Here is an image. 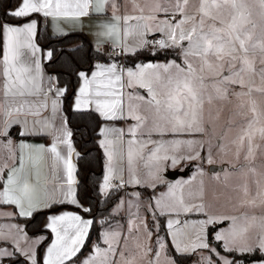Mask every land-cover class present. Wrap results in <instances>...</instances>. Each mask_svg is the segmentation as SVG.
I'll return each instance as SVG.
<instances>
[{
    "label": "snow or ice",
    "instance_id": "snow-or-ice-1",
    "mask_svg": "<svg viewBox=\"0 0 264 264\" xmlns=\"http://www.w3.org/2000/svg\"><path fill=\"white\" fill-rule=\"evenodd\" d=\"M164 3L171 4L172 0H163ZM107 0H100L95 7V11H105V4ZM135 7V0H133ZM189 0H176L175 9H169L162 7L158 2L154 8H151L149 15H144V8H139L141 15H117L119 8L117 4L112 2V19L114 23L103 25L105 31L100 35L108 37H116L117 41L120 37L119 24L121 20L125 25L129 20H143V25H135L134 29L143 28L147 32L153 31L152 26L148 21H158L156 24V31L161 32L166 39H160L153 41L154 45H159L160 48H181V55L184 60V64H176L175 61H169L167 64H146L137 65V71L133 72L128 70V86H132L133 79L137 81L140 87L147 89L148 97L137 95L135 98L139 101H143L146 105L145 112L147 115L140 114L137 109L142 105H136L132 107L129 115L132 119L136 120V125L130 127L129 132L133 139L128 141V166L130 174L133 172V160L136 150L134 145L137 144L135 139L137 129L147 128L149 136L153 131L160 135H164L166 132L183 133L192 131H204L202 124L204 122V105L207 102L208 105H212L216 99H227V88L219 87L218 85L224 82L231 84H239L242 88L246 87L245 92H236L234 95L240 100V111L237 115L244 118V124L241 127V134L238 137V147L236 149V155L239 157L240 150L244 147L245 141H247V152L244 156L245 160L254 156L255 149L260 147L255 143L256 135L259 134L261 140H264V107L257 105L252 93H264V0H198V6H193V10H188L187 5ZM258 8V10H257ZM93 10L92 0H20L18 6L10 11L6 12V15L20 19L28 17L32 13L42 12L44 16L52 17H64L71 19H79L80 17L87 16ZM163 12L166 16H170V19L166 18L158 20L155 13ZM177 15L180 19H177ZM173 21H175L173 23ZM259 21V23H258ZM190 27H185L186 25ZM35 22L24 23L22 26H10L8 23L0 25V30L4 36V55H3V76H4V91L3 95L5 101L0 104V109H3L4 115L9 119L4 120V129L0 130V136L7 134L6 129L12 123H22L24 130L21 135L29 134L27 128V121L21 122L18 118L11 119L13 110L17 114H22L25 111V101H17V96L23 97L27 92L28 95L34 94L29 85L31 84L36 91H39V87L35 85L34 78L28 76L30 68L23 65L20 62V44L19 38L21 36L28 37L26 45L32 47L33 52L39 51L31 44L30 37L34 34ZM257 29L259 31L257 32ZM128 28L124 29V37L130 35ZM143 37L144 32L139 33ZM183 41H187V46L183 45ZM148 41L141 39L139 46H144ZM51 54L49 53V56ZM259 56V64L261 67L256 68L257 57ZM189 57H195L197 63ZM239 65V67H238ZM37 71L39 70V62H36ZM97 71H93L91 79H89L85 73L81 72L79 75L84 81L79 90V95L76 100V109L81 107L80 97L89 92V86L97 84V89L94 95L99 96H116L117 93L114 90L100 91V88L115 89L116 84L122 79L120 74H117V65L111 64L104 66L101 64L96 65ZM149 69L155 71L149 72ZM175 69V75L171 71ZM227 71L228 74H224ZM259 77L261 86H256L255 78ZM97 77H106L104 81H97ZM219 77V80L214 79ZM209 81L214 89V94L207 91L209 87ZM62 90H57V95H61ZM122 95V94H121ZM11 96L13 99L9 101L7 98ZM246 97L247 100L242 98ZM56 101H53L55 108ZM122 101L120 99H113L109 101H96L97 111L100 115L106 119L117 118L118 112H122L120 107ZM13 105H15L13 109ZM245 105L247 110L245 111ZM29 110L32 105L27 104ZM219 112L217 113V116ZM151 124L149 125V120ZM38 123V121L34 122ZM35 129L32 130L33 134ZM41 131H47V125ZM59 131V130H58ZM107 129H101V135H104ZM111 131L119 132V129H112ZM65 137L71 135L70 132L64 133ZM59 138V137H57ZM152 143V141H148ZM64 143H68L65 138ZM112 143V142H107ZM115 143H119V138ZM159 143V142H157ZM173 145L188 144L189 146L196 141H170ZM236 143V141H234ZM102 147L105 146L106 141L101 140ZM12 141L8 140L7 147L11 149ZM144 147L147 145L144 144ZM33 146L21 143L19 148L21 150L25 148H31ZM37 150L41 153L47 151L53 154V173L52 178L56 179L55 165L56 162H63L67 170V182L71 186L75 183L73 178V166L69 160H65L60 153L57 152L56 143L54 142L50 148L45 149L43 145L36 146ZM163 143H159V146L153 150L151 155L157 160H171L173 166L179 162L180 159H196L199 157V152L195 155L188 156H170L165 153L158 155ZM71 145L69 144V155H71ZM105 155L109 157V161L112 158V152L105 149ZM15 159L14 153L10 157ZM211 162V159H210ZM7 165H4L6 168ZM33 167L36 168L37 183H39V165L34 163ZM248 171L255 172L254 168H249ZM3 173V168H0V174ZM112 169L109 167L106 170L104 176V183L100 186L101 192H105L112 185L110 181L113 179ZM31 173L25 172V160L23 151H21L19 157V168L13 167L7 174V180L4 182L3 189L0 190V203L12 204L19 210L20 216H31L32 212L39 207L33 195V189L30 185ZM23 179V185L20 186V180ZM117 179L122 177L117 176ZM159 180L160 177H155ZM130 183H138L135 176L132 175L129 181ZM259 186V181H256ZM123 183L117 187H123ZM152 187L155 185L152 184ZM171 191V188H170ZM240 204H255V198H250V189L247 183L239 187L237 195L241 196ZM69 196H72L71 187H69ZM137 195L138 194H134ZM264 195V190L258 191L257 196ZM70 202L75 203L74 199ZM123 203V202H122ZM179 207L183 208L185 212L192 210H202L203 204H193L191 206L185 205L183 197L177 199ZM264 203V200L261 201ZM157 209L161 211V215L165 212L161 208V201L156 200ZM45 206H48L45 202ZM131 202L129 208L131 209ZM138 207V206H137ZM169 211H175L173 206H168ZM150 210L155 212L156 210ZM87 211V209H85ZM9 216L11 213L8 214ZM138 215V214H133ZM47 227L56 234L51 245L47 249V255L44 258V264H76L73 257H76L80 252L82 246L85 243V239L88 236V228L92 224L91 220H81L80 216L69 215L65 213L60 216H50ZM221 219H230L232 225L226 232H218L215 236L217 241H224V250L227 252H250L254 250L253 244L249 243V238L246 234L249 228L257 220L260 221L261 234L255 241V247H258L264 252V216L261 217H248L242 215L240 217H216L209 215L207 220L199 221L202 226L200 232L203 233L204 227L215 222H219ZM72 221L73 223L67 227L63 226V222ZM134 221L129 219L128 231H133ZM178 224L179 220L168 221V228L171 230L173 225ZM143 224V231L147 234V238L150 240L152 232L149 230L148 225L141 221ZM8 227L14 228L17 234L22 232V229L18 225L12 224ZM62 229V230H61ZM137 233L141 231L140 225L135 226ZM180 231L179 229L177 232ZM173 237V244L176 246L177 251L189 250V245H185L184 249L180 248L177 241L176 232L170 231L169 233ZM103 243L107 246L101 248L99 246H93V254L90 255L81 264H134L135 256L128 248V237L121 236L120 232H104L101 234ZM9 237L6 236L3 231H0V240H6ZM26 239V237H24ZM123 240V246L121 241ZM13 243L16 246L17 251L27 256L29 259L34 260V252L25 251L19 247V241L14 240ZM33 243H39L34 241ZM158 248L154 251L150 245H141L137 243V248L142 253V259L147 260V264H160L161 253L164 250V244L158 239ZM191 250L196 248L209 249V244L205 238L198 234L196 240L190 242ZM128 252V255H126ZM11 253L6 249L0 248V257L10 256ZM119 257L120 259H116ZM208 264H215V262L208 260ZM219 264H232L231 261L226 258H220Z\"/></svg>",
    "mask_w": 264,
    "mask_h": 264
},
{
    "label": "rangeland",
    "instance_id": "rangeland-1",
    "mask_svg": "<svg viewBox=\"0 0 264 264\" xmlns=\"http://www.w3.org/2000/svg\"><path fill=\"white\" fill-rule=\"evenodd\" d=\"M158 2L162 7L173 10L175 9L176 0H172L171 4L164 3L163 0H135V7H137V9L144 8V13L151 14L149 10L154 8ZM125 3L130 7H134L133 0H125ZM194 5L198 6V0H189V4L186 7L191 11L193 10ZM155 15H157L158 20L166 18L170 19V16H166L163 12L155 13ZM176 18L180 19V16L177 15ZM143 22L145 23V21ZM174 22L175 21H173V23ZM148 23L152 26L153 31H156L155 28L158 21H148ZM190 26L191 25L189 24L185 27ZM258 31L259 29H257V32ZM159 34L164 36L161 32H159ZM164 38L166 39L167 37L164 36ZM182 43L184 46H187V41H183ZM67 47L70 48L71 44L67 45ZM146 48L149 50H155L151 49L147 46V44ZM165 49L170 51L171 54L175 53V61H178L180 64H184V60L181 55V48H157V50ZM100 52L103 56H105L104 52ZM189 59L193 60V62L197 63V66H199L195 57H189ZM123 62H128L125 60V57ZM157 64L165 63L161 62ZM260 67L261 65L259 64L258 56L256 68L259 69ZM148 71L153 72L155 70L149 69ZM171 71L175 75V69H172ZM224 74H228L227 71H225ZM214 79L219 80V77H215ZM255 84L256 86H261L258 76L255 78ZM218 86L227 88V99H216L213 101L212 105H208L207 102L205 103L204 122L202 124L204 131H201L204 132L203 136L195 135L198 131L175 134L169 131L164 135H160L153 131L149 136L147 128H139L137 130L142 139L139 144H146L148 146V148H145L143 152L140 153L139 157L136 158V162L140 167V174L137 173L136 175L138 183H134L136 184L135 187H133L134 185L130 183L129 188L116 187L111 189V194L115 196L119 195V198L108 212H106V203L105 206H102L104 207L103 209H99V213H97L95 209L90 210L86 205H82L84 207V212L89 213L92 217L90 218L91 221L94 219L95 224L99 226L100 230L99 236L91 241L88 250L81 255L83 257H80L77 260L79 264L93 254V246H99L101 248L107 247L103 243L101 234L112 231L120 232L122 237H128V248L135 256L134 264H147V260L141 258L142 253L137 248V243L141 245H150L155 251L158 248V239L165 246L161 253L160 264H208L209 259L215 262V264H219L220 258H226L231 261L232 264H235V262L240 261L234 259L233 254H264V252L259 249H255L250 252L238 253L237 251L227 252L224 250V241L221 240L222 245L219 244L215 240V236L218 232H226V230L230 229L232 225V221L230 219H221L219 222L222 221V224L230 222L229 225L218 230L214 237L212 234L213 241H216L218 246L213 243H208L205 230L203 233L200 232L202 226L198 222L207 220L209 215L216 217H240L242 215H246L248 217L256 216L258 218L264 216H257L259 212H264V203H261V201L264 200V195L257 196L258 191L264 190V140H261L259 134L257 133L255 143L259 144L260 147L255 149L254 156L249 158V160L244 159L247 152V141H245L244 147L240 150L239 157L236 155L238 137L241 134L240 130L244 124V118L237 115L240 111V100L237 99L234 93L245 92L247 91V88H242L239 84H231L227 82L221 83ZM207 91L214 94V89L212 88L210 81ZM144 93H147L148 97L147 89H145ZM252 96L258 106L264 107V93L254 91ZM242 99L247 100L246 97ZM141 105L142 107L138 109V112L142 115H147L148 113L145 112L146 105H144V103ZM246 110L247 105H245V111ZM218 112L219 115L217 116ZM150 124L151 119L149 120V125ZM149 140L152 141V143H149ZM174 140H191L198 143H194L191 146L188 144H180L177 146L168 143ZM234 141H236V143H234ZM157 142L163 143V148H161L158 155H163L165 151L168 155H174L177 157L195 155L196 152H199L200 155L196 159H180L179 162L173 166L171 160H157L151 155L153 150L159 146V143ZM202 150L203 152H201ZM188 161H190V163H188ZM212 165H219L221 168L217 171L209 172L208 169ZM223 165L224 169H222ZM249 168H254L255 172L248 171ZM169 170H178L181 174H178L173 180H168L165 177V174ZM185 170L190 172L194 170V172L189 176L184 177L182 172ZM157 176L160 177L159 180L155 179ZM256 181H259V186ZM245 183L249 185L250 198H255V204H240L242 194L241 196H238L237 191L239 187ZM152 184L155 186L152 187ZM109 188L102 193H106ZM150 191H152V193L149 197ZM134 194H138V196ZM181 196L184 199L185 205L191 206L193 204H203V209L196 210L193 208L192 210L185 212L177 203V199ZM136 198L138 199V202ZM157 199L161 201V208L165 212L164 215H161L160 210H156ZM130 202L132 205L131 209L129 208ZM168 206H173L175 211H169ZM150 207L156 211H151ZM85 209H87V211H85ZM129 219H132L135 222L131 233L128 231ZM170 219L173 221L179 220L178 224L174 223L171 230L168 228V221ZM141 221L146 223L149 230L152 232L150 240L147 238V234L143 231V224H141ZM136 225H140L141 231L139 233L135 230ZM178 229L180 231L177 232ZM170 231L176 232L177 241L181 249H184L185 245H189V250L187 252L177 251L176 246L173 244V237L169 234ZM198 234H201L205 238L206 242L209 244V248L214 251L201 248L191 250L190 242L195 241ZM260 234V221L257 220L252 224L246 234L249 238V243L255 246V241ZM35 239L39 240L38 238ZM53 240L50 233V241L43 246V250L41 249L40 253L37 250V243L35 247H33L32 244L28 246V251L34 252V258L38 257L39 264L40 262L43 264V254L45 253V256L47 255V249ZM169 244L177 253L186 255L187 257L191 256V260L188 258H181L180 263L175 262L170 254ZM121 246H123V240L121 241ZM2 247L3 246L0 248ZM126 255H128V252H126ZM5 259H7L6 261H12L15 259V256L13 255L12 257ZM116 259L119 260L120 258L116 257ZM73 260L76 261L74 257ZM3 263H5L4 259L0 262V264ZM121 264H123V261H121Z\"/></svg>",
    "mask_w": 264,
    "mask_h": 264
},
{
    "label": "crops",
    "instance_id": "crops-1",
    "mask_svg": "<svg viewBox=\"0 0 264 264\" xmlns=\"http://www.w3.org/2000/svg\"><path fill=\"white\" fill-rule=\"evenodd\" d=\"M98 2H100V0H92L93 10L90 12L89 15L80 17L79 19L52 17V16L46 17L43 15L42 12H40V13L30 14L28 16L29 18L21 23H17V24L8 23L10 26H22L24 23L35 22L36 27L34 29V34L30 37V39H31V44L35 48L39 49V51H36L34 53L32 47L23 46L26 45L29 38L26 36H21L19 40L22 46L20 47L21 55L19 59L23 65H26L30 68V73H28V76L34 78V83L39 87V91L37 92L36 89L30 84L28 87L29 89L32 90L34 94L28 95L26 92L23 97L17 96L15 98L17 101H25L27 103H26L25 111L22 114H17L13 110L11 119L18 118L21 122L26 120L27 128L29 129V134L26 135L20 134L24 130V126L22 123H12L6 129L7 134L4 136H0V168H3V173L0 174V179L2 182L0 186V190L3 189L4 182L7 180L8 172L13 167L19 168V157L21 151H23L24 160H25V172L31 173V176L29 178L30 185L33 189V195L35 197V200L39 204V207L34 211L47 209L52 205H61V204H66L73 207V208L65 207L60 210H57L51 214H48L42 220L41 226L47 229L51 233L52 240L56 239V234L53 233L52 230L47 227L49 223L48 218L50 216H60L67 213L69 215L80 216L81 220H91V219L86 217L84 214H82L79 211V210L84 211V207L81 204H79V202L76 199V185L78 182L76 176V160L78 157V149L73 144L74 134L63 110V94L65 88L63 86L56 85L53 77L44 68V63L50 58L51 55L49 56V53L51 54V51L48 48H43L39 46L36 41L38 22L35 16L38 15L45 19L47 25V31L51 36H62L70 33H83L87 37V39L89 40L90 44L94 49L100 50L105 46H113L116 48H120L125 56L131 55L140 49L146 48V45L139 46L140 40L141 39L146 40L149 35L154 33H159L156 31L147 32L143 28L134 29L133 26L135 25H143L144 22L142 20H129L127 25H125L121 20L119 24L120 37L118 41L116 37H108V36L100 35L101 32L105 31V29L102 27L103 25L114 23L112 19V6H111L113 0H107V3L105 4L106 10L103 12L95 11V7ZM114 2L117 4L119 8L117 15H120L121 17L125 14L134 15V16L141 15L139 8L137 9V7L128 6L125 3V0H114ZM19 3L20 0L16 4V6L13 9H11V11L14 10ZM146 14L149 13H144V15ZM125 28H128L131 33L127 37H124ZM140 32H144L143 37L140 36L139 34ZM3 55H4V36L1 30L0 104H3L5 101V97L3 95V91H4L3 85L5 82L3 76V67H4ZM37 61L39 62L38 71L36 68ZM169 61H175V60L169 59L166 61L155 60V61H147V62L128 61L123 65H117V74H120L122 79L116 84L115 89L100 88V91L114 90L116 91L117 95L97 97L94 95V92L97 89V84H92L91 86H89V92L91 94L90 95L86 94L81 96L80 97L82 101L81 107L79 109H76L75 105H76L77 96L79 95V90L84 83V81L81 79L79 75L81 72L78 73V81L74 89V95L70 100V108L74 111H93L102 120V122L99 124L97 129V133L99 136L98 144L102 152L103 182L101 181V184L104 183V176L106 174V170L109 167L112 169L111 174L113 176V179L110 181V184L112 186L109 188L107 192H109L111 189L116 188L121 183H123L124 188H129V184H130L129 181L131 179V176L134 175L136 178V175L137 173H139L140 170V167L136 162V158L139 157L140 153L143 152L145 148H148V146L144 147L142 144H139L140 140L142 139L137 131L135 137V139L137 140V144L133 146L134 149L136 150V154L134 155L133 166H132L133 172L129 174L128 141L133 139L132 135L129 132V129L130 127L136 125L137 123L136 120L131 118L129 113L132 107L136 105H141L143 103V101H139L135 97L137 95H141L147 98V93H144L146 88L140 87L135 79H133L132 86L131 87L128 86V81H129L128 70H132L133 72H136L137 65H146L149 63L157 64L161 62L167 64ZM175 63L180 64L178 61H175ZM97 64L109 66L112 63L108 61H100L95 63L94 66L89 71L87 72L82 71V72L85 73L89 79H91L92 72L97 71L96 69ZM104 80H106V77H97L98 82ZM58 89L62 90L61 95H57ZM7 99L9 101H12L13 98L9 96ZM113 99H120L122 101L120 105L122 112H118L117 118L106 119L100 115L99 111H97L96 101L100 100V101L110 102ZM53 101L57 102L55 108L53 106ZM27 104L32 105L30 110ZM14 107L15 105H13V109ZM5 119H9V118L4 115L3 109H0V130L4 129ZM36 121H38V123H34ZM46 125H47V131H41L42 129L45 128ZM33 129L36 130L34 134L32 132ZM101 129H107L109 131H107L104 135H101ZM112 129H119L120 131L119 132L111 131ZM65 132H70L71 135L65 137L64 135ZM203 133L204 132L198 131L195 133V135L203 136L204 135ZM15 134H17L19 137L15 138L14 136ZM65 138L68 140V143H64ZM117 138H119V143H115L117 141ZM8 140L12 141V145H11L12 151H10L9 147L6 146ZM101 140L106 141L104 147H102L100 144ZM54 142L56 143L57 152L60 153V155L65 160H69L73 166V178L75 183L72 184L71 186H69L67 182V170L64 163L56 162L55 165L56 179H53L52 178L53 160H54L53 154L47 151L41 153L37 150L36 146L43 145L44 148L47 149L50 148ZM107 142H112V143H107ZM21 143L33 147L25 148L21 150L19 148V145ZM69 144L71 145V149H72L71 155H69ZM106 148H108V150L112 152L111 161H109V157L105 155ZM201 152H203V150ZM13 153L15 159L10 158L13 156ZM34 163L39 165V173H40L39 183H37L36 168L33 167ZM188 163H190V161H188ZM5 164L7 165L6 168H4ZM215 166L219 167V165H215ZM222 169H224V165L222 166ZM194 170L191 172L185 170L183 176L184 177L189 176L194 172ZM117 176L122 177V180L117 179L116 178ZM22 185H23V179L21 178L20 186ZM132 185H134L133 187H135L136 184L132 183ZM69 187H71L72 196L68 195ZM99 191L102 195L107 193V192L102 193L100 187H99ZM71 199H74L75 203L70 202ZM136 200L138 202L137 198ZM45 202H47L48 206H45ZM9 213H11L10 216L8 215ZM190 215H197V214H190ZM260 215H264V212H259L257 216ZM16 216L29 217V216H20L19 210L15 207V205L0 203V231H3V233H5L6 236L9 237L6 240H0V247L3 246L2 249H6L8 252L11 253L10 256L0 257V262L5 258L12 257L13 255L17 254L22 259H24L28 264H32L33 260L29 259L20 251H17L13 241L18 240L19 247L21 249H24L25 251H28L29 245L32 244L33 247H35L36 243H33L34 241H39V243H37V249H38V246L45 239V235L44 234L29 235L24 228V224L18 221L17 219H15ZM72 223H73L72 221H65L63 222V226L67 227ZM229 223L222 224L221 221L206 225L204 227V230L206 231V239H207L208 228L210 227L213 228L212 234L214 237L215 233L218 230L229 225ZM12 224L18 225L19 228L22 229V232L17 234L16 229L8 227L9 225ZM24 237H26V239ZM35 238H38L39 240H36ZM217 242L222 245L221 241H217ZM255 249H259V248L254 246V250ZM43 255L45 257V253ZM44 257H42L43 264H44ZM34 260H35V264L39 263L38 257L34 258ZM77 260L76 263L79 264ZM235 264H264V258L255 262H250V263L235 262Z\"/></svg>",
    "mask_w": 264,
    "mask_h": 264
},
{
    "label": "trees",
    "instance_id": "trees-1",
    "mask_svg": "<svg viewBox=\"0 0 264 264\" xmlns=\"http://www.w3.org/2000/svg\"><path fill=\"white\" fill-rule=\"evenodd\" d=\"M19 0H0V25L3 23H21L29 17L14 19L6 12H10ZM38 22L36 41L39 46L48 48L51 51L50 58L44 63L45 70L53 77L55 84L65 88L63 94V110L67 117V121L72 128L74 138L73 144L78 149V157L76 160V176L78 179L76 185V199L81 205H86L90 210L95 209L99 213V209H103L105 203L107 204L106 212H108L119 195H112L111 191L102 195L99 187L102 181V152L98 144L97 129L102 120L93 111H74L70 108V100L74 95V89L78 81L79 72L89 71L95 63L100 61H107V58L102 55L100 50L92 47L89 40L83 33H70L62 36H51L47 31L45 19L41 16H35ZM71 47L68 48L67 45ZM62 48V49H61ZM174 52V49H173ZM0 54H1V30H0ZM126 61L133 62H147L161 60L166 61L175 59V53L165 50H149L147 48L140 49L131 55L125 56ZM15 138L19 136L14 135ZM2 182L0 179V186ZM153 191V190H152ZM152 191L149 192V197ZM65 207L73 208L66 204L52 205L47 209L34 211L29 217H18L15 219L24 224V228L29 235L44 234L45 239L38 246V252H41L43 246L50 240V232L41 226L42 220L48 214ZM88 218H92L89 213L79 210ZM101 211V210H100ZM99 226L95 224L94 219L90 225L88 236L79 253L74 259H78L85 251L88 250L89 245L93 239L99 236ZM213 228L207 230V241L218 246L216 241L212 238ZM169 251L173 260L177 263L181 262V258H188L191 256L178 254L169 244ZM232 255V254H231ZM15 259L6 261L3 264H28L19 255L15 254ZM234 259L241 263H250L261 260L263 255L257 253L236 255L233 254ZM39 264V263H38Z\"/></svg>",
    "mask_w": 264,
    "mask_h": 264
},
{
    "label": "built area",
    "instance_id": "built-area-1",
    "mask_svg": "<svg viewBox=\"0 0 264 264\" xmlns=\"http://www.w3.org/2000/svg\"><path fill=\"white\" fill-rule=\"evenodd\" d=\"M160 39H165L164 36H162L159 33L151 34L147 37L146 41L147 46H149L151 49L157 50L159 48V45H154L152 42ZM100 51L104 52L105 57L107 58V61L110 63H114L116 65H123L124 64V54L122 53V50L120 48H116L113 46H105L100 49Z\"/></svg>",
    "mask_w": 264,
    "mask_h": 264
},
{
    "label": "water",
    "instance_id": "water-1",
    "mask_svg": "<svg viewBox=\"0 0 264 264\" xmlns=\"http://www.w3.org/2000/svg\"><path fill=\"white\" fill-rule=\"evenodd\" d=\"M74 138V136H73ZM221 167H217V166H210L209 167V172H214V171H217L218 169H220ZM178 174H181L180 171L178 170H169L167 171V173L165 174V177L168 179V180H173ZM182 175H184V172H182Z\"/></svg>",
    "mask_w": 264,
    "mask_h": 264
}]
</instances>
